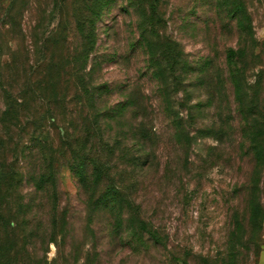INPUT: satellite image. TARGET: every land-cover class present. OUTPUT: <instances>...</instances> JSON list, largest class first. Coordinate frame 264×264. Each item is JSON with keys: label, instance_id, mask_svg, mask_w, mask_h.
<instances>
[{"label": "rangeland", "instance_id": "obj_1", "mask_svg": "<svg viewBox=\"0 0 264 264\" xmlns=\"http://www.w3.org/2000/svg\"><path fill=\"white\" fill-rule=\"evenodd\" d=\"M70 1L0 0V124L9 94L10 98L19 96L27 83L35 86L55 79V94L63 97V88L67 93L65 73L59 72L57 78L49 67L79 45L74 31L59 26L67 18ZM126 1L114 3L102 15L87 69L92 60L100 59L91 78L109 85L97 110H106L140 90L147 97L143 101L150 124L166 132L156 145L146 147L154 150L155 163L143 174L144 183L132 193L127 191L149 224L141 228L136 219L117 221L110 212L95 210L79 188L66 157L58 155L54 201L48 193L36 195L23 183L18 193L23 205L13 219L15 232L7 234L0 224V239L5 240L0 246V264H264V126H260L263 132L258 137L256 167L249 141L241 135L240 147L214 151L208 159L206 151L216 142L196 132L211 126L218 117L198 69L208 60L225 69L228 47H242V101L249 103L254 98L264 112V0H233L241 20L239 34L235 22L221 27L228 21L216 18L218 9L213 2L217 11L213 7L206 11L202 6L195 10V0L161 1L165 25L160 29L179 43L185 60L196 70L188 74L180 89L167 90L166 104L150 77L148 69L154 68L149 53L133 46L137 18ZM146 48L153 50L152 46ZM50 91H46L48 96ZM222 91L227 99L225 115L241 127L244 114H238L227 80ZM163 107L180 110L183 116L188 109L194 112L192 125L187 127L186 153L171 137ZM29 108V117L40 122L46 132L49 106L32 96ZM62 110L54 111L58 121L53 132L55 145L61 138L59 128L64 126V116H58ZM137 112L141 113L129 107L124 116L113 119L111 132L120 134L129 129L138 118ZM85 114L87 111H78L68 132L78 133L73 128L79 127ZM60 148L68 151L63 145ZM234 155L241 166L236 164L238 160L232 161ZM250 171L258 179L256 186L247 190L244 180L251 177ZM149 225L154 235L150 236Z\"/></svg>", "mask_w": 264, "mask_h": 264}, {"label": "trees", "instance_id": "obj_2", "mask_svg": "<svg viewBox=\"0 0 264 264\" xmlns=\"http://www.w3.org/2000/svg\"><path fill=\"white\" fill-rule=\"evenodd\" d=\"M121 1L71 0L68 4L65 10L67 18L59 26L74 31L79 45L75 50H71L64 60L54 61L55 63L49 67L51 72L56 71L57 78L61 71L66 75L64 81L67 93L63 88V97L55 94L58 82L55 79L42 80L35 86L27 83L20 89L22 94L13 98H10L12 97L10 94V97L8 96L0 124V224L1 226L3 224L7 234H13L16 230L13 219L19 207L23 205L18 197L23 183L29 184V190L36 195L48 193L54 201L56 197L54 163L58 155L66 157L79 188L86 193V199H89L88 202L90 201V205L95 210L110 212L117 221L136 219L140 222L141 228L149 224L141 217L140 206L128 192L132 193V190L144 183L146 176L143 174L155 163L154 150H147L146 147L151 144L156 145L157 141L162 139L161 134L164 131H157L150 124L143 101V98L146 101L147 97L140 90L138 95L131 94L127 98L117 100L106 110H97L98 102L108 91L109 85L105 82L96 83L94 78H91L95 65L101 63L100 59L92 60L91 66L87 69L90 55L95 50L97 24L105 10L108 11L114 3ZM161 1L127 0L126 3L137 18L135 25L137 39L133 42V46H139L149 53L150 63L151 61L153 63L151 67L155 69L151 71L152 68H149V74L157 84V90L166 104L167 90L180 89L188 74L196 70L185 60L179 43L160 29L165 25L164 15L160 11ZM212 2L218 9L216 18L220 21L222 19L228 21L223 22L221 27H229V22H235L238 34L241 33L239 10L233 0H195L193 8L198 10L202 6L206 11L213 10L215 6ZM146 46H152L153 50H149ZM225 53L226 71L219 64L212 65L210 60L202 63L198 69V76L208 91L211 105H214L218 111V117L211 126L197 129L196 132L198 135L211 137L216 142V145L206 151L208 159L214 151L221 153L236 146L240 147L241 138L244 137L249 141L248 147L253 151L252 159L256 167L258 161L255 155L258 151V137L263 132L260 131V126H264V112L258 107L256 99L252 98L249 103L242 101L244 95L242 94V47L239 45L228 47ZM225 80L232 87L231 98L238 114L242 112L244 114V118L241 119L244 124L241 127L234 125L225 115L227 99L222 91ZM47 90H52L50 96L46 93ZM32 96L38 98L41 104L49 106L50 125L47 127L52 136L48 135L50 133L48 129L46 132L43 131L40 122L29 117L30 113L27 114ZM180 106L184 108L182 104ZM129 107H133L135 112L141 111L136 113L137 120L135 118L129 124V129L123 130L120 134L111 132L112 120L124 116ZM164 107L169 119L171 137L186 153V142H189L188 132H190L187 127L192 125L194 112L188 109L183 116L180 110L176 112L171 107L169 109ZM60 108L63 110L58 116H64V126L59 128L58 134L61 138L55 145L56 138L53 132L57 129L58 121L54 111ZM247 109L249 111L246 115ZM78 111H87V115L81 116L82 122L79 127L73 128L78 130V133L73 135L72 132H68V129L72 128L69 124L73 125V119L78 117ZM88 112L91 113L90 116ZM254 115L257 117L251 118ZM110 118L111 122H109ZM148 124L151 126L148 127ZM30 126L34 128L33 131ZM61 145L68 151L58 149ZM234 156L232 161L238 160L236 164L238 167L241 166L238 155ZM249 174L251 177L249 176L250 178L245 179L244 182L247 190H252V187L256 186L258 176L252 174V171ZM36 201L35 197V203ZM151 228L153 227L149 225L150 236L155 233ZM4 242L5 240L0 239V246H3Z\"/></svg>", "mask_w": 264, "mask_h": 264}, {"label": "crops", "instance_id": "obj_3", "mask_svg": "<svg viewBox=\"0 0 264 264\" xmlns=\"http://www.w3.org/2000/svg\"><path fill=\"white\" fill-rule=\"evenodd\" d=\"M263 251H264V250H263ZM263 251H262V252H263Z\"/></svg>", "mask_w": 264, "mask_h": 264}]
</instances>
